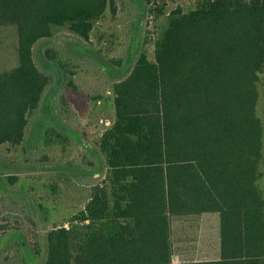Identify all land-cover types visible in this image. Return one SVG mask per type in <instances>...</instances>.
Segmentation results:
<instances>
[{"label": "trees", "instance_id": "1", "mask_svg": "<svg viewBox=\"0 0 264 264\" xmlns=\"http://www.w3.org/2000/svg\"><path fill=\"white\" fill-rule=\"evenodd\" d=\"M150 3L148 13L162 12ZM107 10L116 13L115 0H0V28L15 30L17 58L0 73V147L21 145L48 86L70 81L48 46L42 58L62 80L39 70L34 45L62 28L87 42ZM260 77L264 0H195L172 10L153 59L140 51L112 84V121L97 142L106 174L68 226L51 227L44 244L20 241L21 249L40 264H264ZM203 214L218 217V258L173 263V221Z\"/></svg>", "mask_w": 264, "mask_h": 264}, {"label": "rangeland", "instance_id": "2", "mask_svg": "<svg viewBox=\"0 0 264 264\" xmlns=\"http://www.w3.org/2000/svg\"><path fill=\"white\" fill-rule=\"evenodd\" d=\"M194 1L156 0L164 8L155 15L146 11L152 7L150 0H115L116 13L107 10L94 24L87 42L62 28L34 45L33 59L38 69L51 72L54 80H62L60 68H53L42 58L48 46L61 58L65 68L61 72L70 74V81L48 86L21 145L0 147V264H40L41 259L21 249L20 241L32 244L36 239L44 244L51 227L68 226L67 220L83 208L91 185L106 174L97 142L112 121V84L128 73L140 51L153 59L154 41L166 27L167 14L177 7L191 9ZM111 59L119 64L109 62ZM16 64L15 30L0 28V73ZM257 93L255 114L263 128V159L256 186L264 196L262 77ZM53 99L59 117L54 116L56 121L52 116ZM48 126L59 132L54 134L52 130L49 135ZM4 174L16 178L12 187L3 184ZM172 232L173 251L182 253L181 258H216V214L176 219Z\"/></svg>", "mask_w": 264, "mask_h": 264}, {"label": "crops", "instance_id": "3", "mask_svg": "<svg viewBox=\"0 0 264 264\" xmlns=\"http://www.w3.org/2000/svg\"><path fill=\"white\" fill-rule=\"evenodd\" d=\"M204 215V214H203ZM189 218V217H188ZM182 219H184V218H182ZM181 219V220H182ZM180 220V219H179ZM174 222V221H173ZM172 230H173V223H172V226H171V241H172V244H173V232H172ZM218 250H217V253H216V258H218ZM197 253V252H196ZM181 255H182V253H174L173 254V258H172V262L173 263H177V262H180V261H184V260H186V259H183V258H181ZM215 258V259H216ZM214 258H210V259H192V261H200V260H213Z\"/></svg>", "mask_w": 264, "mask_h": 264}]
</instances>
